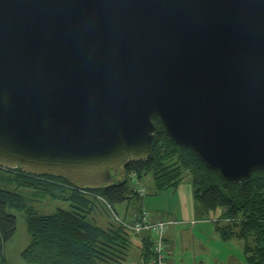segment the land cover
Masks as SVG:
<instances>
[{"label":"water","instance_id":"1","mask_svg":"<svg viewBox=\"0 0 264 264\" xmlns=\"http://www.w3.org/2000/svg\"><path fill=\"white\" fill-rule=\"evenodd\" d=\"M166 134L264 171V0H0V167L102 186Z\"/></svg>","mask_w":264,"mask_h":264},{"label":"trees","instance_id":"2","mask_svg":"<svg viewBox=\"0 0 264 264\" xmlns=\"http://www.w3.org/2000/svg\"><path fill=\"white\" fill-rule=\"evenodd\" d=\"M152 121L156 130L150 156L137 162L127 161L116 169L114 179L102 186L81 187L63 178L27 175L20 169L0 167V183L7 182V188L0 187V264H9L4 246L16 232V219L8 212L10 208L27 212L29 243L21 258L29 264H125L135 239L141 246L140 264H148L153 255L151 236L134 235L116 220L120 216L115 209L117 204L131 202L138 196L131 176L140 178L148 173L158 192L175 188L186 174L190 175L196 211L200 214L222 210L215 225L221 239H241L246 263L264 264V171L257 170L244 182L232 183L209 168L191 148L176 144L157 116ZM10 184L38 197L64 201L68 207L56 208L51 214L29 211L24 208L25 198ZM97 199L112 219L103 225L92 216ZM164 245L167 252L165 234ZM166 260L167 256L165 264Z\"/></svg>","mask_w":264,"mask_h":264},{"label":"rangeland","instance_id":"3","mask_svg":"<svg viewBox=\"0 0 264 264\" xmlns=\"http://www.w3.org/2000/svg\"><path fill=\"white\" fill-rule=\"evenodd\" d=\"M134 180L135 182H133ZM181 180V183L175 188L170 187L158 192L150 173L143 174L140 178L132 175L131 182L134 184V192L135 188L143 189L138 194V199L133 198L131 202L128 201L115 206L116 212L120 216L117 221L130 228L129 226H132L134 217L141 211L146 210V207H143V200L139 201V199L146 196V200L151 198V209L158 214L163 213L161 221L149 220L165 223V230L172 224V218L181 219L183 216L187 219L190 217L193 218V223L196 222L193 225L171 226V229H173L166 234V264H248L245 261L243 252V241L241 239L223 241L215 228L216 219L219 218L222 210L217 208L214 211L200 214L195 210V214L193 212V215L190 214V216L183 212L186 207L194 209L197 201L193 197L194 190L190 175L186 174ZM6 185L7 182L0 183V187L7 188ZM10 185L11 188L17 190L14 184ZM25 190L26 192L19 189L17 192L25 198L24 208L29 211H35L37 214H51L56 208L68 207V204L64 201H51L49 198L38 197L29 193L27 189ZM8 212L15 216L16 232L4 246L5 259L9 264H29L21 258L22 250L29 243L25 219L27 212L26 210L18 211L14 208L8 209ZM92 216L99 225H103L104 221L112 220L107 208L105 209L101 204H97ZM132 233L139 238L141 237L133 230ZM137 240L135 239L132 243L125 264H140L141 246Z\"/></svg>","mask_w":264,"mask_h":264},{"label":"built area","instance_id":"4","mask_svg":"<svg viewBox=\"0 0 264 264\" xmlns=\"http://www.w3.org/2000/svg\"><path fill=\"white\" fill-rule=\"evenodd\" d=\"M143 188H135V192L139 194ZM118 220V217H116ZM135 233H148L151 242V251L153 253L148 264H165L166 249L164 245V231L166 228L163 222H151L148 214L145 211H141L134 217L132 226H129Z\"/></svg>","mask_w":264,"mask_h":264},{"label":"crops","instance_id":"5","mask_svg":"<svg viewBox=\"0 0 264 264\" xmlns=\"http://www.w3.org/2000/svg\"><path fill=\"white\" fill-rule=\"evenodd\" d=\"M133 182H135V180L133 181ZM146 196L145 197H143V198H141V199H139V201L141 202V200H143L142 201V203H143V207L145 206L146 207V212L149 214V219H151L152 221H161V219L163 218V213H161V214H158V213H156L155 211H153L152 209H151V198H149V199H147L146 200ZM97 201V204H101V205H104V204H102V202L100 201V200H96ZM196 209H195V207H194V209L192 208H189V207H186L185 209H184V213H186L187 215L189 214V216H190V214L191 215H193V212H194V214H195V211ZM171 220H173L172 221V224H170L169 226H168V228L166 229V231H165V237H166V234L168 233V232H170V230H172L171 229V226L172 225H176V226H181V225H183V224H191V225H193V224H195L196 222H194L193 223V218H190V217H188L187 219H185L183 216H182V218L181 219H177V218H172ZM197 221V220H196ZM178 230H179V227H178ZM137 242L138 243H140L139 242V240H137ZM167 261V260H166Z\"/></svg>","mask_w":264,"mask_h":264}]
</instances>
